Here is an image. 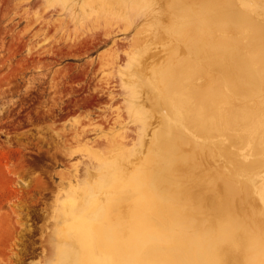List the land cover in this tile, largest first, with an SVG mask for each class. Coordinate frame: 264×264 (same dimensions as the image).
<instances>
[{
  "label": "rangeland",
  "instance_id": "obj_1",
  "mask_svg": "<svg viewBox=\"0 0 264 264\" xmlns=\"http://www.w3.org/2000/svg\"><path fill=\"white\" fill-rule=\"evenodd\" d=\"M124 1L0 0V264H56L58 245L73 246L58 235L63 205L103 198L118 172H141L150 194L175 196L202 227L217 210L192 179L205 165L239 182L237 199L263 216L264 129L243 117L264 122V52L239 26L249 14L264 28V0H142V13L130 7L141 0ZM206 7L222 23L204 32ZM222 50L228 62L212 58ZM169 64L188 68L186 82L164 73Z\"/></svg>",
  "mask_w": 264,
  "mask_h": 264
},
{
  "label": "bare ground",
  "instance_id": "obj_2",
  "mask_svg": "<svg viewBox=\"0 0 264 264\" xmlns=\"http://www.w3.org/2000/svg\"><path fill=\"white\" fill-rule=\"evenodd\" d=\"M141 1L130 6L134 8V12L142 13V8L150 5L146 1ZM91 9L92 7L90 11ZM101 10L104 11L103 8ZM60 12L69 11L65 9ZM214 13L208 7L201 8L198 17L201 31L209 30L212 19L217 24L222 23V18L219 16L220 20H216ZM109 15H112L111 10H107L104 19L101 20L105 22L104 26L99 24L103 26L104 32L107 29L106 20ZM240 15L243 22L239 26V31L247 34L248 46L257 44L261 52H264V28L249 14ZM187 27L186 25L184 30ZM179 31H183V26ZM68 37L70 36L66 38ZM250 39L254 40L250 42ZM235 48L237 52L234 49L232 51L237 57L240 50L238 47ZM224 53L223 50L220 54L213 52L212 58L224 62V58L227 57ZM181 67L169 64L164 73L166 75L168 72L172 73L175 68L180 83L186 82L189 71L188 68ZM172 96L176 98L178 94L174 93ZM183 99L184 102L187 100ZM131 105L133 106V103ZM243 118L255 123L257 129H264L263 120L257 116L248 114ZM199 125L207 133L215 131L214 122L206 120L204 116ZM216 131H219V126ZM221 143L223 142L220 141V145ZM232 144L237 146L235 141ZM173 146L171 138L163 143L164 157L161 161L165 167L169 166L168 162L173 155L175 156ZM221 146L227 147L224 143ZM160 149L159 144L155 149L156 155L160 154ZM223 154L220 152V155ZM113 168L114 171L119 169L117 165ZM244 171L245 167L240 163L237 173L241 175ZM140 173L118 172L109 176L105 180L106 196L101 198L88 195L84 209L74 208L76 206L74 199L63 205L66 218L58 229V235L60 238L63 236L69 238L73 246L69 247V243V246L68 244L59 246L56 241L58 264H264V230L260 229L264 228V213L258 222L254 219L255 215L242 206L237 199L240 194L237 186L240 183L234 178L233 181H229L208 166H200L192 178L197 184V191L217 206L213 214H204L201 217L203 221L201 227L191 219L187 208L175 200V196L160 197L157 194L156 196L150 194L142 186L143 179ZM260 179L262 177L258 180ZM124 186H129L132 195L127 191L119 192ZM205 197L203 198L206 200ZM244 197L247 198L249 195L244 194ZM112 202L116 208L114 212ZM251 202L253 207L257 205L253 197ZM179 254L182 257L178 258Z\"/></svg>",
  "mask_w": 264,
  "mask_h": 264
}]
</instances>
